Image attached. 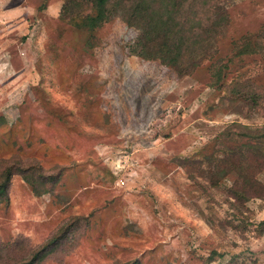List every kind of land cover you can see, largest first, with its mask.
<instances>
[{"label": "rangeland", "instance_id": "rangeland-1", "mask_svg": "<svg viewBox=\"0 0 264 264\" xmlns=\"http://www.w3.org/2000/svg\"><path fill=\"white\" fill-rule=\"evenodd\" d=\"M71 1L0 0V181L29 169L48 189L13 176L0 264H264V202L246 204L244 226L231 183L212 187L229 130L247 126L240 145L264 126L229 92L249 80L264 95L261 57L234 48L260 34L264 0H225L214 57L193 70L135 54L122 12L87 29L93 4Z\"/></svg>", "mask_w": 264, "mask_h": 264}, {"label": "trees", "instance_id": "trees-1", "mask_svg": "<svg viewBox=\"0 0 264 264\" xmlns=\"http://www.w3.org/2000/svg\"><path fill=\"white\" fill-rule=\"evenodd\" d=\"M93 4L96 11L88 16L83 26L89 30L101 27L120 12L127 18L128 24L139 30L134 53L148 61L177 67L186 60L195 69L208 55L214 57V40L221 34L228 22L225 0H87ZM77 5L76 0L71 1ZM254 40L246 39L243 44H234L236 56H259L264 62V25ZM213 44V45H212ZM218 63L211 64L210 71L217 84L224 80V68ZM234 96L242 99L252 108L264 109V95L258 89H253L251 81L243 85L237 83L229 89ZM237 129L229 130L224 142L218 143L221 152L214 159V178L212 187L220 188L230 182L227 187L229 198L234 201V214L240 216V222L246 226H254L245 217L244 209L251 200L264 202V126L258 133L250 137L252 141L240 145L233 144V135H245L247 126L236 124ZM244 129V130H241ZM225 137V136H224ZM250 139V140H251ZM219 141V140H218ZM232 143V144H229ZM9 168L0 181V197L8 199L11 180L16 172L22 174L32 185L37 195L48 192L38 190V186H47L33 172ZM257 234L264 236V220L256 227ZM54 243V241H52ZM50 243V245L52 244ZM40 253L34 256L36 261ZM129 264H139L138 261Z\"/></svg>", "mask_w": 264, "mask_h": 264}]
</instances>
